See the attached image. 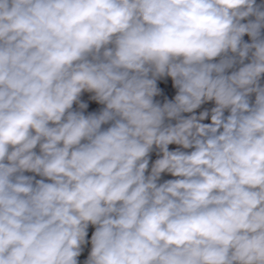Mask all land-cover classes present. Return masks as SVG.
I'll return each instance as SVG.
<instances>
[{
	"label": "clouds",
	"instance_id": "1",
	"mask_svg": "<svg viewBox=\"0 0 264 264\" xmlns=\"http://www.w3.org/2000/svg\"><path fill=\"white\" fill-rule=\"evenodd\" d=\"M0 264H264V0H0Z\"/></svg>",
	"mask_w": 264,
	"mask_h": 264
}]
</instances>
